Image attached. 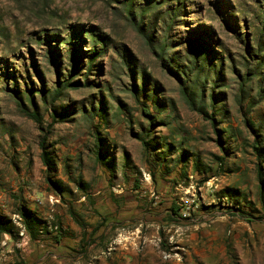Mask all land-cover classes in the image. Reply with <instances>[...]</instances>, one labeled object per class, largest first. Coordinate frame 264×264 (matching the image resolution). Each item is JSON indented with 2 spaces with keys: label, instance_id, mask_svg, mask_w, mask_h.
<instances>
[{
  "label": "rangeland",
  "instance_id": "obj_1",
  "mask_svg": "<svg viewBox=\"0 0 264 264\" xmlns=\"http://www.w3.org/2000/svg\"><path fill=\"white\" fill-rule=\"evenodd\" d=\"M138 25L155 44H164L162 57ZM261 35L264 39V0H0V213L18 229L13 209L20 197L47 222V232L33 240L27 234L22 246H16L17 235L1 234L0 264H264V216H259L257 158L250 146L257 139L264 172V85L262 99L250 111L246 108L255 94V79L246 84L242 106L235 100L245 57L253 69L264 71V63L248 56ZM97 36L103 44L93 42ZM198 44L208 55L199 63L206 101L215 82V117L227 149L221 169L214 155L222 152L211 124L189 108L177 79L163 65L190 71ZM74 45L84 52L81 67L87 50L102 52L86 74L91 84L82 78L81 86L65 89L54 101L57 111L68 113L49 129L54 168L47 171L39 160V130L18 109L11 90L22 91L26 84L45 89L44 94L48 90V97L56 79L48 50L62 55V68L68 46ZM127 62L135 66L136 83L147 72L148 85L152 89L157 84V96L165 103L159 109L150 100L145 103L157 116L151 134L158 145L155 152L166 151L167 143L174 148L164 166H155L157 158L149 160L133 135L148 121L131 93ZM80 71L77 79L83 77ZM41 97L36 90L33 102L44 126L49 109ZM98 101L105 106L99 131L113 157L112 172L95 162L91 151L90 123L96 120L88 111ZM246 118L255 131L245 125ZM179 150L189 153L183 170L174 162ZM193 159L199 161L197 171ZM78 173L89 199L66 177ZM45 175L69 187L66 202L48 190ZM226 187L239 191L237 204L218 195Z\"/></svg>",
  "mask_w": 264,
  "mask_h": 264
},
{
  "label": "trees",
  "instance_id": "obj_2",
  "mask_svg": "<svg viewBox=\"0 0 264 264\" xmlns=\"http://www.w3.org/2000/svg\"><path fill=\"white\" fill-rule=\"evenodd\" d=\"M127 12L130 13V9H127ZM138 30L142 33L145 41L151 46L152 50L154 52H157L160 57L164 54V44H155L154 40L152 38V35L150 33H146L144 31V28L141 25H138ZM82 32V33H81ZM79 34L84 35V31H79L77 33V37L82 40V37L79 36ZM93 35H91L92 38ZM263 35L259 36L256 39V46L254 50H252V53H249L248 56L252 59H256L262 63H264V55L262 54V50L264 49V39L262 37ZM50 37V35H46V38ZM94 37V36H93ZM95 39L99 40L102 44L104 42V39L100 37H96L93 40L95 42ZM201 44V43H200ZM198 44V45H200ZM196 46V45H195ZM72 49V50H71ZM249 50V49H247ZM99 51L97 49L92 48L89 51L85 52V58L86 61L84 63V66L81 67V59L84 52H81V50L77 47L71 46L67 48V52L64 54L66 56V62L64 66L61 68L60 64L63 61L62 55H59L56 50H48V60L52 68L54 69V75L56 79L53 82V88L50 90L49 96L47 97L46 94H44L42 88L34 89L30 86H24L22 91H19L16 87L12 88V93L15 97V103L18 109L23 112L27 117H29L37 126V129L39 130L38 134V140H37V146L39 148V160L42 166L45 167L47 171L54 168V162L52 157V151L48 148L47 144V136L49 133V129L52 126L54 122H56L57 118H62L64 114L68 113V110H64V108H61L59 111H57L56 106L54 105V101L57 98H60L63 91L67 88H76L82 85L81 79L84 81L85 84H91L90 81L87 80L86 74L90 71V68L92 66V61L98 56ZM203 47L200 45L196 50H194L193 53V63L190 71H187L186 69H182L181 66H177L176 69L170 67L167 64H163L165 66V69L177 79V82L179 84L180 93L185 101V103L189 106L190 109L197 111L198 113L202 114L211 124L213 131L216 134V143L219 146V149L221 150V155H214V158L218 161L219 167L221 169L222 165L225 162V158L227 155V149L224 146V141L221 138V134L219 131V128L217 127V121H216V108H217V97L214 95V86L215 82L212 81V85L210 86V91L207 94V101L205 100L204 90L206 87L205 80L200 81V74H202V66L199 65V63H203V61L207 60L208 55L206 53H203ZM203 53V54H202ZM248 53V52H247ZM203 55V56H202ZM202 56V57H201ZM127 67V70L130 74L131 78V93L133 95L134 100L136 103H138L141 107V113L142 116L148 121L147 125H141V129L139 131L133 132V135L135 138H137L143 148L146 152L147 158L149 160L153 159L155 160V157L157 158L155 166L162 165L164 166V162L167 161V156L174 153V148L171 144H166V151L161 152H155L158 145H156L155 140L156 137H151L156 117L155 115H152L150 113V107L148 104H145L148 102L147 100H150L151 102H154L159 108H163L164 104L163 101L157 96V84L154 85V87L151 89L149 84V77L147 75L146 71H142V82L136 83V70L135 66L131 64L130 62L124 63ZM202 70H201V68ZM244 70L237 74L238 78V93L235 95L236 102L242 106L243 99L245 97V87L247 82H249L252 79H255L256 81V90L255 94L251 96L247 103L246 112L250 111L253 106H255L261 99H262V90L264 85V71H261V69H253L250 65L249 59L245 57V66ZM82 68V69H80ZM63 71H62V70ZM80 70L83 72V77H80L77 79L76 77L79 76ZM187 71V72H186ZM194 72L193 74H191ZM198 72V73H197ZM63 74V75H61ZM194 74H196L195 77H192ZM16 82V81H15ZM16 85V84H15ZM37 92L42 95L41 100L42 102L48 104V118L49 121L45 123L43 126L42 124V116L37 111L34 102H33V96L35 92ZM22 100L27 102L29 107H25L23 105ZM117 100V99H116ZM118 102V108L122 112V114H126V118L128 120H131V117H128L127 108L125 105L120 101ZM211 108L212 111H209L208 109ZM89 116L91 119L96 120L90 123V130H91V136H92V154L95 159V162L98 164L103 165L107 169H109L110 172L114 170V163H113V157L109 156V150L106 146H104V138L101 136L99 131V122H101L104 119L105 116V106L104 102L98 101L96 107H89ZM245 125L249 128L255 131L254 129V123L250 121L248 118L244 120ZM163 124V123H162ZM250 146L253 149L254 154L257 158V164H256V171H257V179H258V201L260 209L262 210V214L259 215L260 217L264 216V172H263V166L261 163V157H262V149L259 145V142L257 139H254ZM155 152V154H154ZM164 152V153H163ZM165 155V156H164ZM155 156V157H154ZM189 153L185 150H179L178 155L176 159H174L176 167L180 166L181 169H184V166H186V163L188 161ZM171 157H169L170 160ZM192 166L198 170L199 167V161L197 159L192 160ZM125 166L129 165L128 158L125 157ZM69 182H72L75 186V188L80 192V194L89 199L90 196L86 192L87 184L82 180L81 175L78 173L73 178L69 177L66 174ZM44 182L48 188V190L57 196L59 200L62 202H66L64 199L65 194L71 196V190L69 187L64 184L60 180L53 179L49 175L44 176ZM219 196H224L227 199L235 201V203L239 202V191L236 188L233 187H226L224 189H220L218 191ZM19 201L14 204L13 213H15L19 218V223L24 227L26 233L29 235L30 239H35L39 236L42 232H47V222L45 220L40 219L34 211H32L24 201H22L19 198H16ZM236 203V204H237ZM178 207L175 205L172 206L171 210L175 211ZM67 210L72 219H74V222L80 226H82L81 223L75 220V214L74 211L71 209L69 205H67ZM254 211H257V209H253ZM240 214V212L238 211ZM244 218H248L245 211H241ZM253 217V216H251ZM56 226V227H55ZM54 227L56 229V240H59V235L57 233L60 232L59 227H57L56 224H54ZM1 234H8L10 237H14L17 235V228L16 226L11 222V220L4 215L3 213H0V235Z\"/></svg>",
  "mask_w": 264,
  "mask_h": 264
},
{
  "label": "built area",
  "instance_id": "obj_3",
  "mask_svg": "<svg viewBox=\"0 0 264 264\" xmlns=\"http://www.w3.org/2000/svg\"><path fill=\"white\" fill-rule=\"evenodd\" d=\"M16 218L19 220L18 216L16 215ZM19 223V221H18ZM17 243L16 246H22L27 243L29 240L28 235L24 229V227L19 223L18 224V229H17Z\"/></svg>",
  "mask_w": 264,
  "mask_h": 264
}]
</instances>
